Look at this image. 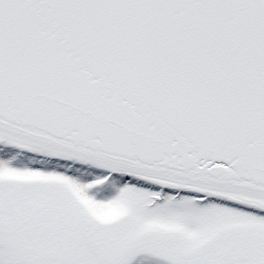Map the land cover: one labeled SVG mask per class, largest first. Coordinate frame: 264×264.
<instances>
[{"label": "snow or ice", "instance_id": "obj_1", "mask_svg": "<svg viewBox=\"0 0 264 264\" xmlns=\"http://www.w3.org/2000/svg\"><path fill=\"white\" fill-rule=\"evenodd\" d=\"M0 264H264V0H0Z\"/></svg>", "mask_w": 264, "mask_h": 264}]
</instances>
